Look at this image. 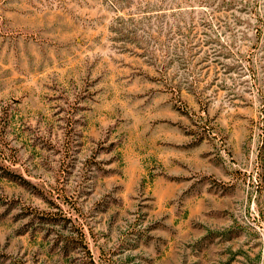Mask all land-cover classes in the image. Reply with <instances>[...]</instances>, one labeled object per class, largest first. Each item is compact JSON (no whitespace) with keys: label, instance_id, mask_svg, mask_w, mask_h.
<instances>
[{"label":"rangeland","instance_id":"obj_1","mask_svg":"<svg viewBox=\"0 0 264 264\" xmlns=\"http://www.w3.org/2000/svg\"><path fill=\"white\" fill-rule=\"evenodd\" d=\"M0 264H264V0H0Z\"/></svg>","mask_w":264,"mask_h":264}]
</instances>
